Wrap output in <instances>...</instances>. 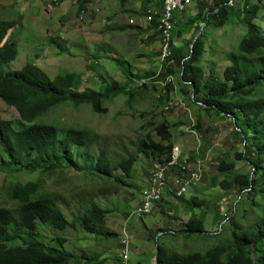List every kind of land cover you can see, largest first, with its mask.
<instances>
[{
  "label": "rangeland",
  "instance_id": "obj_1",
  "mask_svg": "<svg viewBox=\"0 0 264 264\" xmlns=\"http://www.w3.org/2000/svg\"><path fill=\"white\" fill-rule=\"evenodd\" d=\"M241 1L238 6L243 9ZM145 2L93 0L79 15L78 0H0V23H15L7 39L17 44L19 53L16 60L4 66V71L14 73L31 64L42 69L50 79L74 73L83 79V88L94 90L102 88L99 76L121 87L152 81L158 73L160 42L154 30L146 25L142 10ZM148 7L152 8L150 4ZM261 7L264 13V3ZM240 21L232 17L223 27L206 28L205 53L200 63L206 77L214 68L215 77L223 80L227 66L238 60L237 64H242L239 42L245 32ZM121 27L124 29L119 31ZM147 86L146 90L137 92L130 108L125 104L126 99L119 96L106 104L105 115L94 114L88 106L77 108L66 103L38 120L55 125L60 136L71 128L84 130L94 139L91 146L71 150L73 159L81 167L80 172L69 167L40 178L43 192L55 195L57 207L77 227L59 230L37 222L36 240L58 247L54 244H58L59 238L64 239L65 249L76 256L71 264H94L87 259L105 257L109 259L104 264H119L126 221L131 246L129 264H154L153 235L157 231L160 233L156 237H161L165 247L180 255H203L217 246L229 247L233 229L225 216H231L235 206L238 207L237 219L248 231L264 226L262 196L251 206L252 201L239 202L240 193L236 189L219 186L221 179L232 178L235 171L250 169L244 161L238 162L235 171L222 173L217 168L221 159L232 160L240 146L231 121L208 117L206 111L189 100V88L184 89L177 81L166 87L151 83ZM166 105H170V110H164ZM0 113L2 119L10 121L15 128L23 127L14 111L2 102ZM199 117L201 123L198 124ZM162 122L170 126L173 145H180L185 154L203 160L201 191L192 190L182 199L172 196L171 201L167 199L159 204L151 215L136 221L131 213L142 202V190L148 184L150 169L160 164V158L137 155L136 150L147 135L154 136L155 126ZM100 152L105 153L111 165L136 155L131 175L118 169L112 178L98 177L94 174L95 158ZM4 163L6 160L0 150V165ZM39 177L37 172L26 170L9 174L0 171V207L11 210L16 207L7 196L12 184ZM195 196L206 202L197 206L191 202ZM91 199L110 210L106 225L97 226V230L111 236L90 234L82 228L86 218L83 207ZM247 208L248 219H243L240 216ZM191 216L205 221V233L190 238L181 234L175 236Z\"/></svg>",
  "mask_w": 264,
  "mask_h": 264
},
{
  "label": "trees",
  "instance_id": "obj_2",
  "mask_svg": "<svg viewBox=\"0 0 264 264\" xmlns=\"http://www.w3.org/2000/svg\"><path fill=\"white\" fill-rule=\"evenodd\" d=\"M92 1L78 0V14L84 13ZM195 1H198L201 9L195 20L200 22L192 28L185 47H174L171 44V58L164 70L150 83L164 80L172 74L178 78L179 85L184 89L189 88V100L206 111L208 117L227 118L231 121L237 138H240V146L232 160L221 159L217 168L222 173L235 171L238 162L244 161L250 169L235 171L232 178L221 179L219 186L228 190L236 189L240 193L239 202L245 200V204L246 200L252 201L253 206L257 197L264 198V13L261 7L264 0H242L243 9L238 6L240 0ZM120 3H123V0H120ZM146 5L147 3H144L142 6L143 14L148 8ZM232 17L241 20L245 32L239 42L243 55L242 64H237L240 61L238 60L235 64L227 66L223 80L215 77L214 68L206 77L205 70L200 67L205 53V30L209 26L223 27ZM203 25H206L204 33L191 50L192 41ZM14 27L13 22L0 23V102L14 111L23 127L15 128L10 121L2 119L0 113V150L6 160L4 165H0V171L9 174L26 170L30 173L37 172L40 177L25 183L15 182L7 190L8 199L15 203L16 207L13 210L0 207V264H71L76 256L65 249L64 239L59 238L58 244H54L58 247L36 240L37 222L59 230L77 227L75 222L69 221L57 207L55 195L43 192L40 178L42 175L51 176L54 172L69 167L80 172L81 167L73 159L71 150L75 147L91 146L94 139L84 130L71 128L60 136L55 125L43 124L38 120L66 103L77 108L88 106L94 114L105 115L106 104L119 96L126 99L125 104L130 108L135 102L137 92L146 90L148 86L132 84L129 87H121L118 83L99 76L102 88H83L84 81L78 74H59L50 79L42 69L31 64L14 73L5 72L4 66L16 60L19 55L17 44L7 39L9 31ZM147 27L154 29L153 24ZM123 29L121 27L118 30ZM154 32L158 37L157 32ZM177 34H182L181 27L177 29ZM198 120V124L201 123V117ZM171 139L170 126L162 122L155 126L154 136L149 134L146 139L140 141L136 154L160 158L161 164L167 160L174 146ZM95 159L94 174L98 177L112 178L118 169L131 175L136 163V155L116 165H111L103 152ZM149 185L148 183L142 191L149 188ZM165 202L167 200L163 197L158 204ZM191 202L198 206L206 200L195 196ZM236 207L231 216H225L233 229V240L229 247L217 246L203 255H180L167 249L161 242V237L157 243L156 236L160 233L157 231L153 235L155 248L158 244L159 249L157 264H264V226L253 232L248 231L237 219L239 217ZM83 210L86 218L82 228L86 232L98 236L112 235L97 230V226L106 225L110 210L103 209L93 199L87 202ZM247 213L248 208L240 217L248 219ZM126 232L129 234L128 229ZM202 233H205V221L191 216L184 222V229L174 235L181 234L190 238ZM121 246L122 252V243ZM130 251L131 246L128 264ZM119 258V264H122L121 254ZM108 259L105 257L87 260L94 264H104Z\"/></svg>",
  "mask_w": 264,
  "mask_h": 264
},
{
  "label": "built area",
  "instance_id": "obj_3",
  "mask_svg": "<svg viewBox=\"0 0 264 264\" xmlns=\"http://www.w3.org/2000/svg\"><path fill=\"white\" fill-rule=\"evenodd\" d=\"M188 6L198 7V2L195 0H162L160 10L149 8L145 11V22L147 25H154L159 37L158 73L164 70L172 56L171 43L174 15L185 10ZM174 81L173 75H168L165 81L156 83L166 86L174 83ZM169 108V105L165 107L166 110ZM203 174V160L199 156L191 159L190 155L183 152L180 145L173 146L167 160L150 169L148 175L149 188L143 192L142 202L133 210L131 217L139 221L144 216L151 215L166 192L175 198L184 197L192 187L201 182ZM129 238L125 224L121 252L122 264H128Z\"/></svg>",
  "mask_w": 264,
  "mask_h": 264
},
{
  "label": "crops",
  "instance_id": "obj_4",
  "mask_svg": "<svg viewBox=\"0 0 264 264\" xmlns=\"http://www.w3.org/2000/svg\"><path fill=\"white\" fill-rule=\"evenodd\" d=\"M145 3H149L152 8H155L156 10H160L161 8V1L160 0H146ZM146 7H148V5ZM195 7L197 6H188L186 10L183 12H178L174 16V28H173V43L174 47H185L186 41L189 39L191 35L192 28L197 25V23L200 22V20H195L196 15L200 12V8L196 9ZM181 25H180V24ZM181 27L182 34L178 35L177 34V29ZM148 183H149V178H148ZM148 185V184H147ZM145 185V186H147ZM196 191L199 192L201 191V186L197 185L196 187H193L190 191ZM172 195L169 193L164 194L165 200H170L171 201ZM156 210V209H155Z\"/></svg>",
  "mask_w": 264,
  "mask_h": 264
},
{
  "label": "clouds",
  "instance_id": "obj_5",
  "mask_svg": "<svg viewBox=\"0 0 264 264\" xmlns=\"http://www.w3.org/2000/svg\"><path fill=\"white\" fill-rule=\"evenodd\" d=\"M160 1H161V7H162V0H160ZM196 2H198V1H196ZM231 3H232V1H231ZM149 8H150V7H148L147 9H149ZM198 8H199V5H198ZM198 8H197V9H198ZM147 9H146V10H147ZM154 9H155V8H154ZM160 9H161V8H160ZM186 9H187V8H186ZM186 9H185V10H186ZM183 11H184V10H183ZM183 11H181V12H183ZM177 13H178V12H177ZM175 14H176V13H175ZM174 16H175V15H174ZM146 25H147V24H146ZM205 26H206V25H205ZM202 27H203V26H202ZM202 27H201V28H202ZM173 28H174V25H173ZM153 30L155 31V29H153ZM196 35H197V34H196ZM200 36H201V35H200ZM158 38H159V37H158ZM172 42H173V30H172ZM171 44H172V43H171ZM190 47H191V46H190ZM159 49H160V48H159ZM158 56H159V55H158ZM157 74H159V73H157ZM170 75H172V74H170ZM156 77H158V75H156ZM173 77H174V80H175V81H174V83H172V84H170V85H174L175 82L178 80V78H177L176 76L173 75ZM165 79H166V78H165ZM165 79H164V80H157L156 82H158V81L163 82V81H165ZM156 82H155V83H151V84H158V85H161V84L156 83ZM149 83H150V81H147L146 83H139V84H145V85H148ZM185 83H186V84H189V82H185ZM170 85H166V86H170ZM161 86H163V85H161ZM166 86H163V87H166ZM159 99H161V96L159 97ZM166 106H168V105H166ZM166 106H165V107H166ZM169 106H170V105H169ZM165 107H164V110H166ZM168 110H170V108H169ZM233 119H234V118H233ZM235 125H236V124H235ZM174 146H175V145H174ZM188 155H189V154H188ZM190 157H191V159H194V158H195V157H192V156H190ZM161 164H162V163H161ZM148 175H149V174H148ZM148 178H149V176H148ZM202 179H203V178H202ZM201 182H202V180H201ZM201 182H199L197 185H199ZM197 185H196V186H197ZM196 186H194V187H196ZM192 188H193V187H192ZM190 190H191V189H190ZM190 190H189V192H190ZM189 192H188V193H189ZM188 193H187V194H188ZM187 194H186V195H187ZM186 195H185V196H186ZM185 196H184V197H185ZM163 197H164V196H163ZM184 197H182V198H184ZM182 198H176V199H182ZM158 205H159V204H158ZM158 205H157V207H158ZM157 207H156V208H157ZM154 212H155V210H154ZM125 224H126V230H127V229H128V228H127V221L125 222ZM125 224H124V226H125ZM129 235H130V234H129Z\"/></svg>",
  "mask_w": 264,
  "mask_h": 264
},
{
  "label": "water",
  "instance_id": "obj_6",
  "mask_svg": "<svg viewBox=\"0 0 264 264\" xmlns=\"http://www.w3.org/2000/svg\"><path fill=\"white\" fill-rule=\"evenodd\" d=\"M204 28H205V25H203V27L200 29V31L197 33V35L194 37L193 41H192V44H191V50L193 48V46L195 45L196 41L198 40V38L200 37V35L203 33L204 31ZM193 51H191L192 53ZM235 119V118H234ZM251 186H252V177H251ZM156 241L158 243V237H156ZM158 244H157V247H156V255H155V258H154V264H157V259H158Z\"/></svg>",
  "mask_w": 264,
  "mask_h": 264
}]
</instances>
